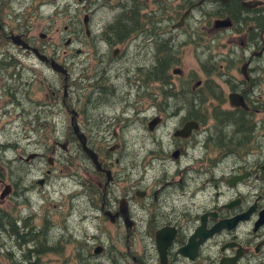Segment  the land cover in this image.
I'll list each match as a JSON object with an SVG mask.
<instances>
[{
  "label": "flooded vegetation",
  "instance_id": "1",
  "mask_svg": "<svg viewBox=\"0 0 264 264\" xmlns=\"http://www.w3.org/2000/svg\"><path fill=\"white\" fill-rule=\"evenodd\" d=\"M6 5L0 0V99H9L0 101L1 118L14 112L22 122L41 118L34 80L25 72L33 70L8 49L18 35L29 48L16 47L49 66L62 82L61 89L52 86L51 101L45 103L52 113L51 106L61 104L68 122L64 142L55 137L47 149V163L54 167L57 147L77 146L84 206L98 226L114 227L112 233L93 235L90 245L82 242L75 249L77 264L104 255L114 261L122 254L121 234L129 264H264V0H84L82 12L107 8L112 13L94 30L90 14L83 13L82 24L66 39L72 47L84 33L86 49L76 52L88 55L90 47L97 58L94 64L84 59L76 103L72 93L79 85L72 64L36 45L16 7ZM194 22H206L207 35L235 48L221 62L210 53L202 63L205 78L192 84L194 72L185 78L177 64L185 44L202 37ZM52 60L66 74L54 71ZM131 61L143 63L128 65ZM230 94L242 104L231 103ZM184 96L189 104L181 102ZM72 117L96 153L98 169L83 150ZM188 122L197 125L184 129ZM133 142L140 144L137 150H129ZM71 157L69 166H77ZM108 239L116 241L107 245ZM138 240H144L142 253L135 247ZM158 244L165 250L163 263Z\"/></svg>",
  "mask_w": 264,
  "mask_h": 264
},
{
  "label": "rangeland",
  "instance_id": "2",
  "mask_svg": "<svg viewBox=\"0 0 264 264\" xmlns=\"http://www.w3.org/2000/svg\"><path fill=\"white\" fill-rule=\"evenodd\" d=\"M5 1L6 7L9 6L10 2L16 7L22 23L30 27L29 35L34 37L36 45L44 44L46 53L60 63L72 64V78L79 85V88L73 87L72 95L76 103L75 99L81 94L79 76L84 59L90 57L91 63L94 64L97 58H94L90 47H88L90 51L88 55L76 52V49H84L86 41L84 33L80 35V40L72 44V47L65 45L66 39L69 35L73 36L71 31L82 24L83 13L90 14L91 28L94 30L107 16L110 17L112 11H107V8L105 10L92 8L90 12H82L84 0ZM112 1L110 0V2ZM125 2H129V0H125ZM154 6L157 7L152 5V8ZM6 11L9 12V9L7 8ZM202 25L206 26L207 23L194 22V27H198L203 38L200 37L194 44H185L182 62L177 64L183 70L185 78L194 72L196 78L191 80L192 84L198 78H205L202 63L208 59L210 53H213L218 62H221L219 58L229 54L231 48H235L227 45L224 39L207 35ZM41 34L46 36L41 37ZM185 39L186 36L183 34L181 40L184 41ZM8 49L14 57L21 61L24 67L33 70L25 69V72L29 71L26 77L31 76L34 80L33 89L37 90V93L34 92V94L40 102L41 118H39V122L36 121L32 124L30 120L22 122L20 118L16 117L18 112H14L12 115L7 113L4 118H1L0 115V144L4 145L3 148H0V179H3L7 184H13V190L9 196L3 201L0 200V209L17 219L14 227L25 237L32 230L37 232L41 228L44 229L46 233L44 242L52 245L50 248L55 249L56 252L40 255H36L34 251L28 253L27 248L34 249L38 245L28 243L29 245L24 246L21 240H18L11 233L1 232L0 244L6 251H11L13 256V260H9L11 263L77 264L75 249L77 250L81 244H84L82 242L87 241V245H90L95 240L93 235L98 236L102 231L112 233L114 227L106 222L98 226L97 219L90 218V215L92 216L91 210H87L84 206V197L79 194L81 190L79 180L82 172L78 166L80 156L77 146L70 145L68 151L57 147L53 155L55 158L54 167L50 168L47 163V157L51 155L48 154L47 149L51 147L55 137H62L60 141L64 142L66 123L68 122V115L62 110L61 104L51 106L53 113L47 104L51 101L52 86L61 89L60 77L49 66L39 62L34 56L19 50L16 45L9 43ZM171 49L172 47L169 45L168 50ZM235 54H240L238 45ZM148 56H151V52ZM138 63L143 62L131 61L128 65L135 66ZM173 77L178 80L177 76L174 75ZM217 81L219 80L217 79ZM61 93L60 90V96ZM0 101L8 102L9 99L4 96ZM133 129L136 130V126L131 130L134 131ZM139 146L138 142L130 143L129 150H137ZM34 152L43 153V156H36L28 160L18 159V155L26 158ZM70 156L77 166H69L67 160L70 161ZM47 169H50L51 172L45 175ZM133 173L134 176L139 175L137 171ZM42 178L45 180L40 185L38 180ZM3 186L0 183V192ZM29 186L30 190L26 191ZM23 220L28 221L31 227H23ZM43 220L44 224H42ZM115 241L116 239L113 241L111 239L104 240L107 245L114 244ZM125 243L126 241L121 234L118 244L122 254L118 255L114 261L104 255L100 259L96 258V262L92 263H87L86 259L85 264H129V259L124 254ZM143 244L144 240H138L135 245L136 248H139L138 252H141ZM25 254L28 258L24 256Z\"/></svg>",
  "mask_w": 264,
  "mask_h": 264
},
{
  "label": "trees",
  "instance_id": "3",
  "mask_svg": "<svg viewBox=\"0 0 264 264\" xmlns=\"http://www.w3.org/2000/svg\"><path fill=\"white\" fill-rule=\"evenodd\" d=\"M170 65H171V62L168 59L167 60V66L169 67ZM157 70H158V67H157ZM153 74H155V73H153ZM169 81H170V78L167 79V82H169ZM205 97H207V96L205 95L203 99H201V97H200V103L206 102ZM181 102L184 104L190 103V101L187 100V96H184V98L181 99ZM16 220L17 219H15L13 217V215H10L9 213L5 214L4 211H2L0 209V235H1V232L8 233V234L11 233V234L15 235L18 240H21V242L24 246L27 245L28 243L38 245V247L36 246L34 249L33 248H27L28 253H30V251H34L36 253V255H40V254H46V253H50V252H56L55 249L50 248V247H52V245H49L48 243L44 242L45 241L44 238H45V234H46L44 229L41 228L37 232H33V230H32L28 233L27 237H25V235L20 233L19 230L15 229L14 223L16 222ZM42 224H44V220H43ZM6 227H9V229H6ZM23 227H31V226H30L28 221L23 220ZM47 245H49V246H47ZM1 246H2V244H0V264H8V262H10L9 260H13L12 253H11V251H6ZM24 256L27 257L26 254ZM10 264H16V263L10 262Z\"/></svg>",
  "mask_w": 264,
  "mask_h": 264
},
{
  "label": "water",
  "instance_id": "4",
  "mask_svg": "<svg viewBox=\"0 0 264 264\" xmlns=\"http://www.w3.org/2000/svg\"><path fill=\"white\" fill-rule=\"evenodd\" d=\"M12 40H13V42L16 45H20L24 49L29 48V45L24 40L20 39V37L18 35L13 36ZM33 51L39 57V59L44 58L43 57L44 55L39 54L37 49L33 48ZM51 66H52L54 71H56L58 73L66 74V70L62 67V65L58 64L55 60L51 61ZM174 72L175 73H179V70L176 69ZM64 90H65V88H64ZM229 97H230L231 103H233L235 105L236 104H242L241 101H237L238 98L236 99V96L234 94H230ZM243 106H245L244 103H243ZM192 124L194 126L197 125L196 122H193V123L192 122H188V123L185 124L184 129H188L189 127H192ZM72 125H73V128H74L75 132L78 133V137L81 140V146H82L83 150L87 153V155L90 157V159L93 161V163L95 164L96 168L98 169L99 165H98V162H97V155L92 149L87 147L86 142H85L82 134L79 132V130L77 128V125H76V123L74 121V117H72ZM184 129H183V134H185L187 132ZM33 156H34V154L30 155V157H33ZM10 191H11V185L10 184H6L5 187L0 192V200L2 201L3 198L10 193ZM121 211H122V209H121ZM122 212H124V211H122ZM127 224H128V222H127ZM158 250H159L161 262L163 263L164 259H165L164 247H162V246H160V244H158ZM98 251H99V249L97 248L95 250V253H98Z\"/></svg>",
  "mask_w": 264,
  "mask_h": 264
},
{
  "label": "bare ground",
  "instance_id": "5",
  "mask_svg": "<svg viewBox=\"0 0 264 264\" xmlns=\"http://www.w3.org/2000/svg\"><path fill=\"white\" fill-rule=\"evenodd\" d=\"M27 49V48H26ZM36 221V220H35Z\"/></svg>",
  "mask_w": 264,
  "mask_h": 264
}]
</instances>
